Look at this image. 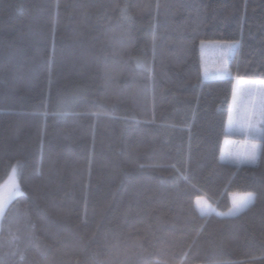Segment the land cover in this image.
Here are the masks:
<instances>
[{
  "label": "trees",
  "instance_id": "obj_1",
  "mask_svg": "<svg viewBox=\"0 0 264 264\" xmlns=\"http://www.w3.org/2000/svg\"><path fill=\"white\" fill-rule=\"evenodd\" d=\"M234 76L264 82V0H0V264H264V141L221 157Z\"/></svg>",
  "mask_w": 264,
  "mask_h": 264
},
{
  "label": "rangeland",
  "instance_id": "obj_2",
  "mask_svg": "<svg viewBox=\"0 0 264 264\" xmlns=\"http://www.w3.org/2000/svg\"><path fill=\"white\" fill-rule=\"evenodd\" d=\"M203 43L205 46L203 48H201V46H200V49H201L202 71H203L204 79L213 78L214 76H218L220 74L225 75V76L230 75V63L233 59L232 57L235 54L236 47L232 48L231 50H227V54L225 55L226 50L213 46L217 42L207 41V42H203ZM230 43H232V42H230ZM225 60H227V66H228V72L227 73H223L222 71H220V69L224 65ZM205 70L207 71V77H205ZM232 102H233V100H232ZM245 103H246V101L240 100L239 96H238L237 105L235 106V109L233 106L232 110L235 111L239 108L242 110L243 109L246 110ZM233 113H234L233 118H231L232 120H236V119L243 120V119H245L244 115H242V114L239 115L235 112H233ZM227 131L229 134L224 139L223 145H222L223 150H222L221 157H224L222 159L223 161L225 159L227 161H229V159L227 158V154L229 152L244 153L249 149V146L251 145V143L249 141L247 146L245 148L244 147L242 148L241 144L244 141V137H243L244 131H242L239 126L234 125V124H230L228 122ZM236 134H239L240 137L237 138ZM245 164H249V163H245ZM15 185H18V182H17V177H15V174L13 173V174H11V176H10L9 180L7 181L6 185L4 186V188L2 190H0V195H2L4 193L3 199L14 198L22 192L21 188H19V185H18V191H17V188L15 187ZM247 194H252L254 196L253 193H248V192L247 193H242V192L231 193L230 194V200L232 201L231 207L228 210H226V212H221L219 210H215V211H217V213L221 216L237 215L238 213L244 211L248 207V205L253 203L255 200V199H253L247 205V207L244 208L242 211H240L238 213L231 212L230 210L233 208L234 201L240 200L242 197L246 196ZM195 201H196V206H197L198 210L200 208L204 209L203 215L215 212V211H213L215 209L214 204L206 196H198V197H196ZM199 212H201V211L199 210ZM0 226H1V223H0ZM250 264H253V263H250Z\"/></svg>",
  "mask_w": 264,
  "mask_h": 264
},
{
  "label": "snow or ice",
  "instance_id": "obj_3",
  "mask_svg": "<svg viewBox=\"0 0 264 264\" xmlns=\"http://www.w3.org/2000/svg\"><path fill=\"white\" fill-rule=\"evenodd\" d=\"M205 45L201 42V48ZM214 47L221 48L226 50H231L237 45L230 42H217L213 45ZM223 73L228 72L227 60L224 61L223 67L220 69ZM205 77H207V71L205 70ZM238 96L240 100L246 101L245 108L248 113L247 117L243 120H232L230 118L229 123L234 124L240 127L242 131L247 133L250 139H261L264 138V82H261L259 85L250 82L237 80L236 86L233 88V106L238 102ZM260 152V146L257 144H251L249 149L244 152H229L227 158L230 162L235 163L236 165L245 164V163H255L258 153ZM224 157H222L223 159ZM15 172V168H13ZM18 191V185H15ZM254 199L252 194H247L238 201H234L233 208L230 210L233 213H238L242 211L247 205ZM203 214L204 209H199ZM3 211V205L0 204V212Z\"/></svg>",
  "mask_w": 264,
  "mask_h": 264
},
{
  "label": "crops",
  "instance_id": "obj_4",
  "mask_svg": "<svg viewBox=\"0 0 264 264\" xmlns=\"http://www.w3.org/2000/svg\"><path fill=\"white\" fill-rule=\"evenodd\" d=\"M221 77V76H220ZM219 76H214L213 78H209V79H219L220 78ZM228 77H231L230 75L228 76H226V78H228ZM209 79H207V80H209ZM233 80H235V86H236V83H237V80H243V81H248V80H244V79H239V78H237V76H234L233 77ZM253 83H255V84H257V85H259L261 82H253ZM233 100V99H232ZM243 101V100H242ZM232 108H233V102H232V105H231V108H230V115H229V118H228V120H227V127H228V122H229V120H230V118H233V112H235V113H237V114H239V115H244L245 116V118L247 117V115H248V113H247V111L246 110H242V109H237V110H235V111H233L232 110ZM228 132V131H227ZM229 134V133H228ZM236 137L237 138H239L240 137V135L239 134H236ZM244 141H243V143L241 144L242 145V148L244 147H246L247 146V144L249 143V141H250V143L251 144H257V145H259L260 146V148H261V146H262V141H264V138H261V139H255V140H252V139H250V137L247 135V133H245L244 132ZM222 150H223V148H222ZM222 153V152H221ZM257 158H258V155H257ZM256 158V159H257ZM256 162V161H255ZM235 164V163H234ZM251 164H254V163H251ZM250 164V165H251Z\"/></svg>",
  "mask_w": 264,
  "mask_h": 264
}]
</instances>
